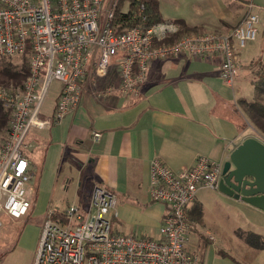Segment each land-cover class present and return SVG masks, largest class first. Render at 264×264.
<instances>
[{"label":"built area","instance_id":"built-area-1","mask_svg":"<svg viewBox=\"0 0 264 264\" xmlns=\"http://www.w3.org/2000/svg\"><path fill=\"white\" fill-rule=\"evenodd\" d=\"M116 2L106 0H0V57H28L29 75L23 90L0 88V100L13 110L8 138L0 149V215L27 216L32 207L28 184L33 174L25 153L32 129L58 125L81 105L86 85L119 76L118 87L105 86L98 98L119 90L138 97L152 64L171 56H220V78L234 87L241 69L240 52L257 38L258 13L251 11L227 33L185 35L177 24L150 27L136 24L117 34L111 23ZM57 99L45 112L55 83ZM101 134L93 133L99 140ZM223 165L199 156L195 164L174 172L160 160L151 163L150 194L167 207L159 238L119 234L115 194L95 186L87 205L64 211L47 210L33 264H201L188 248L190 208L200 190H218ZM0 226L2 222L0 220Z\"/></svg>","mask_w":264,"mask_h":264},{"label":"crops","instance_id":"crops-1","mask_svg":"<svg viewBox=\"0 0 264 264\" xmlns=\"http://www.w3.org/2000/svg\"><path fill=\"white\" fill-rule=\"evenodd\" d=\"M156 1L161 14L160 2ZM209 1L207 6L196 2L184 6V18L161 16L171 23L182 20L196 27L198 33H227L248 13L247 6L238 5V1L233 2L235 4H227V0ZM246 49L240 52L242 66L234 87L226 86L220 78L222 59L217 55L206 59L177 55L155 61L138 97L119 90L105 97L96 96L97 88L118 87L116 69L111 77L98 81L97 88L89 82L75 112L58 125L35 129L29 134L25 153L32 179H35V185L28 188L32 207L21 219L1 214L6 223L0 226L6 229L4 234L9 235V221H14L16 226L22 225V219L35 221L36 194L45 171L54 166L57 175L52 191H56L62 177L61 188L72 190L73 201L69 206L76 204L84 208L93 188L102 186L117 198V216L113 218L117 233L159 238L167 207L151 200L152 161L160 160L178 173L191 168L199 156L223 165L248 137H256L264 143V137L253 127H243L248 119L240 100L252 101L246 97V85H253L251 72L244 73L242 69L250 62V70V64L257 60L252 59ZM54 90L57 92L56 88ZM56 99L57 96L53 104L50 101L51 108ZM247 129L251 132H245ZM94 132L101 134L99 140L93 138ZM211 199L214 211L209 215L207 208ZM230 201L244 206V213H236ZM57 206L50 200L47 210H65ZM189 214L188 248L201 264H264V249L252 247L239 236L241 232H250L264 238V211L218 190L203 189L198 192ZM235 214L240 215L241 225L236 223ZM43 218L39 215L40 227ZM38 242L39 238L29 248L30 264H33ZM16 247L17 243L12 251Z\"/></svg>","mask_w":264,"mask_h":264},{"label":"rangeland","instance_id":"rangeland-1","mask_svg":"<svg viewBox=\"0 0 264 264\" xmlns=\"http://www.w3.org/2000/svg\"><path fill=\"white\" fill-rule=\"evenodd\" d=\"M115 1L116 4H119V6L123 3L124 0H106V5L109 2ZM120 1V2H119ZM161 5V14L163 17H170L173 15L183 17L184 18V6L190 4V3H198L197 5H209L210 1L209 0H173L172 2H168V0H158ZM245 1V2H244ZM243 2H238V5L242 6H247V10L249 4H253V1L255 3V8L251 9V11L257 12L259 17H260V24L257 26L258 34L255 42L249 43L246 47L245 52L250 53V57H254L252 59H257L254 61L255 64H257V61L262 60L264 61V0H244ZM235 0H227L228 3H233ZM235 4V3H233ZM222 4H220L221 6ZM230 5H226L228 7ZM127 4L124 6V10L127 9ZM211 9V8H210ZM212 10V9H211ZM222 12V9H221ZM249 12V11H248ZM219 32V31H218ZM223 33V32H220ZM193 35V34H192ZM6 62H11L14 66H19L22 64V60L19 57H14L12 59H6L0 57V68L4 65ZM250 63V62H249ZM244 64V67L242 69V72H251V67L250 70L248 69V64ZM247 66V67H246ZM60 86L59 83H55L53 85L52 90L50 91L48 95V99L46 102V105L44 107V111L47 112L51 109V104H53L54 99L57 96V92L54 90V88H58ZM247 88V99L252 100L254 97V87L251 86V84L247 83L246 85ZM51 101V104H50ZM6 110L11 109L8 106H5ZM12 110V109H11ZM13 111V110H12ZM12 123V121H11ZM11 123H10V128H11ZM251 126L254 128L257 134L260 136L264 137V134H261V132L257 131V129L254 127V125L251 122H244L243 127H248ZM250 129V128H249ZM247 129L245 132L250 133L251 131ZM35 129H32L31 132H33ZM32 134V133H31ZM8 136L4 138V136H0V149L6 142ZM29 143V137L27 138L26 141V146H25V151L27 150V145ZM56 154V152H55ZM53 157V155H52ZM52 162V158L49 160V163ZM50 165V164H49ZM38 168V166L36 167ZM49 168V167H48ZM39 169L41 170V166H39ZM57 169H54V166H51V168L47 169L45 171V176L42 178V184L41 188L38 194H36L37 198V203L35 205V213L33 215V218L35 221L32 222H27L26 219L20 220L22 222L21 226H16L14 221H9V235L6 236L4 234L5 228H0V262L1 264H30V254L28 252L30 251V246L35 243L36 239L40 238L41 234V227L39 222V215L45 216L47 213V208H48V202L50 200H54L55 205L59 209H66L68 208L69 204L72 203L73 201V196H72V190L65 191L62 186L63 178H59L58 184L56 187V191L53 193L52 189L55 184V179H56V172ZM35 185V179L33 178L30 183L28 184V188L33 187ZM54 194V195H53ZM29 198L32 196H28ZM209 198H213V196L209 195ZM208 203V208H207V213L209 215L213 213V207L214 203L212 201ZM230 204H233L235 207L236 213H244V206L235 203L234 201H230ZM45 214V215H44ZM235 220L238 225H241V217L240 215L235 214ZM44 219V218H43ZM0 220L2 224H6L3 215H0ZM43 222V221H42ZM17 243V247L15 251H12L13 246ZM12 251V252H11Z\"/></svg>","mask_w":264,"mask_h":264},{"label":"trees","instance_id":"trees-1","mask_svg":"<svg viewBox=\"0 0 264 264\" xmlns=\"http://www.w3.org/2000/svg\"><path fill=\"white\" fill-rule=\"evenodd\" d=\"M235 1L243 2L244 0ZM125 4L128 6L126 10H124ZM162 22L169 21L162 18L156 0H124L120 6L116 4L111 25L117 34H121L139 23H144L146 27H150ZM172 22L179 26L180 32L171 41L185 35L203 34V32L198 33L196 27L189 26L182 20ZM20 59L22 64L19 66L6 62L0 68V88L8 93L23 90L28 78V57L24 56ZM249 67H251V83L254 87V97L250 102L240 100V106L248 121L254 125L257 131L264 134V61L259 60L257 64L252 62ZM12 119L13 111L11 109L6 110L4 102L0 100V136L6 138L9 135ZM239 236L252 247L264 249L263 237L250 232H241Z\"/></svg>","mask_w":264,"mask_h":264},{"label":"water","instance_id":"water-1","mask_svg":"<svg viewBox=\"0 0 264 264\" xmlns=\"http://www.w3.org/2000/svg\"><path fill=\"white\" fill-rule=\"evenodd\" d=\"M218 191L264 211V143L246 138L223 164Z\"/></svg>","mask_w":264,"mask_h":264},{"label":"bare ground","instance_id":"bare-ground-1","mask_svg":"<svg viewBox=\"0 0 264 264\" xmlns=\"http://www.w3.org/2000/svg\"><path fill=\"white\" fill-rule=\"evenodd\" d=\"M252 4V3H251ZM250 5V4H249ZM254 5V4H253ZM254 7H255V5H254Z\"/></svg>","mask_w":264,"mask_h":264}]
</instances>
